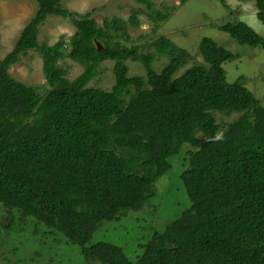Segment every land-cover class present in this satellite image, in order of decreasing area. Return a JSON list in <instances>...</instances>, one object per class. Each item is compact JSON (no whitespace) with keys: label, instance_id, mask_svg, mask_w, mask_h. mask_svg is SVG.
<instances>
[{"label":"trees","instance_id":"trees-1","mask_svg":"<svg viewBox=\"0 0 264 264\" xmlns=\"http://www.w3.org/2000/svg\"><path fill=\"white\" fill-rule=\"evenodd\" d=\"M35 1L38 10L13 49L0 56V215L59 234L67 246L78 245L88 262L264 264V104L244 75L227 79L223 64L237 53L204 36V62L177 75L193 55L166 35L152 41L155 52L144 51L127 43L123 18H105L100 25L93 11L71 12L64 0ZM134 1L139 7L129 22L135 27L140 14L159 22L175 9ZM242 1L255 2L264 24V0ZM53 15L69 17L76 30L49 44L40 41V27ZM217 27L264 50V35L244 20ZM31 50L42 58L49 86L44 92L10 73ZM162 55L169 62L158 71L154 62ZM66 57L85 67L74 79L60 63ZM107 60L114 61V85L90 86ZM129 60L141 62L146 75H130ZM185 145L190 149L181 180L191 205L141 243L135 260L115 243H91L104 222L150 206L156 182ZM2 246L19 249L0 238Z\"/></svg>","mask_w":264,"mask_h":264},{"label":"rangeland","instance_id":"rangeland-1","mask_svg":"<svg viewBox=\"0 0 264 264\" xmlns=\"http://www.w3.org/2000/svg\"><path fill=\"white\" fill-rule=\"evenodd\" d=\"M155 8L164 10L174 7L169 19L154 21L147 14H140V25L132 26L129 17L133 8L139 7L134 0H64L63 6L71 12L81 14L93 11V16L102 25L105 18L120 17L128 21L130 40L128 44L142 45L143 50L155 52L152 41L166 35L178 46L191 52L193 59L182 67L177 75L192 66L195 62L203 63L199 44L204 36L213 37L219 44L237 53V58L227 60L223 66L227 79L235 81L239 76L246 77L247 86L264 104V50L238 43L227 32L219 30L217 25L227 21L241 19L246 21L260 34L264 35V24L257 17L254 1L226 0V7L221 0H154ZM38 10L35 0H0V56L5 57L14 47L21 31ZM76 30L71 19L62 16H50L40 27V41L55 43L61 35L70 38ZM167 56H158L154 62L160 71L167 63ZM68 71L70 79L80 75L85 67L71 59L60 61ZM130 75H146L141 62L129 60ZM114 61H104L90 86L111 89L115 83L113 71ZM12 76L27 84L33 85L39 92L49 86L43 72V62L37 51L31 50L23 55L19 62L10 67ZM234 117L226 118L231 121ZM189 145H185L180 154L171 157L173 168L157 182V193L150 200V206L140 211H130L121 220L106 221L94 232L91 243L108 241L120 245L131 260H135L143 252L140 244L146 242L156 230H163L168 223L178 218L191 200L185 192L181 180L185 157L188 156ZM4 226L1 237L9 244L18 246L16 252L8 247H0V264H50L49 259L57 264H102L99 261H86L81 248L76 244L65 243L59 234H48L42 225L39 231L32 220L20 222L9 214L0 215ZM12 222V223H11ZM62 238V237H61ZM68 247V248H66ZM52 263V264H55Z\"/></svg>","mask_w":264,"mask_h":264},{"label":"water","instance_id":"water-1","mask_svg":"<svg viewBox=\"0 0 264 264\" xmlns=\"http://www.w3.org/2000/svg\"><path fill=\"white\" fill-rule=\"evenodd\" d=\"M98 48L101 49L102 45L100 42H97Z\"/></svg>","mask_w":264,"mask_h":264}]
</instances>
